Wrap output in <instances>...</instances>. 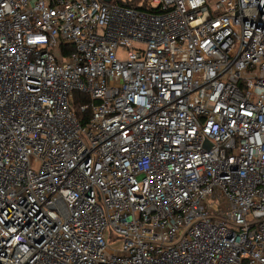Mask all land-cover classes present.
<instances>
[{
  "label": "built area",
  "instance_id": "built-area-1",
  "mask_svg": "<svg viewBox=\"0 0 264 264\" xmlns=\"http://www.w3.org/2000/svg\"><path fill=\"white\" fill-rule=\"evenodd\" d=\"M0 264H264V0H0Z\"/></svg>",
  "mask_w": 264,
  "mask_h": 264
},
{
  "label": "trees",
  "instance_id": "trees-1",
  "mask_svg": "<svg viewBox=\"0 0 264 264\" xmlns=\"http://www.w3.org/2000/svg\"><path fill=\"white\" fill-rule=\"evenodd\" d=\"M62 46V53L63 55H67L69 53H71L73 51V47L72 46H69V47H66L64 45H61ZM64 46V47H63ZM88 102V98L86 95H83L81 93H74V98L72 100V105L73 107L76 109L77 112H79L80 110V104L81 103H86Z\"/></svg>",
  "mask_w": 264,
  "mask_h": 264
},
{
  "label": "rangeland",
  "instance_id": "rangeland-1",
  "mask_svg": "<svg viewBox=\"0 0 264 264\" xmlns=\"http://www.w3.org/2000/svg\"><path fill=\"white\" fill-rule=\"evenodd\" d=\"M56 53V52H55ZM56 55H57V53H56ZM119 56L121 57V58H125V56H126V52L125 51H120L119 52ZM110 244V246L112 247V248H120L121 247V244L118 242V243H109Z\"/></svg>",
  "mask_w": 264,
  "mask_h": 264
},
{
  "label": "water",
  "instance_id": "water-1",
  "mask_svg": "<svg viewBox=\"0 0 264 264\" xmlns=\"http://www.w3.org/2000/svg\"><path fill=\"white\" fill-rule=\"evenodd\" d=\"M105 1H110V0H105Z\"/></svg>",
  "mask_w": 264,
  "mask_h": 264
}]
</instances>
